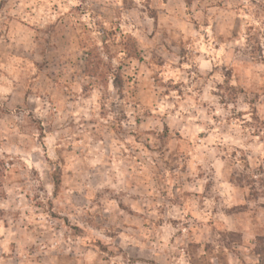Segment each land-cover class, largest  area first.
<instances>
[{
	"label": "rangeland",
	"instance_id": "374dc122",
	"mask_svg": "<svg viewBox=\"0 0 264 264\" xmlns=\"http://www.w3.org/2000/svg\"><path fill=\"white\" fill-rule=\"evenodd\" d=\"M0 105V264H264V0H0Z\"/></svg>",
	"mask_w": 264,
	"mask_h": 264
},
{
	"label": "clouds",
	"instance_id": "9594fccd",
	"mask_svg": "<svg viewBox=\"0 0 264 264\" xmlns=\"http://www.w3.org/2000/svg\"><path fill=\"white\" fill-rule=\"evenodd\" d=\"M54 45H55V41H53L52 46H49V49L45 52V55L40 58L41 61H43L44 59H48L50 62V65L53 67L57 64V61L59 59V56L57 54V48ZM0 107H2V105H0ZM12 119L13 120L15 119L14 115Z\"/></svg>",
	"mask_w": 264,
	"mask_h": 264
}]
</instances>
